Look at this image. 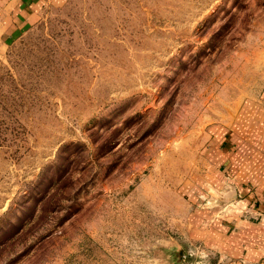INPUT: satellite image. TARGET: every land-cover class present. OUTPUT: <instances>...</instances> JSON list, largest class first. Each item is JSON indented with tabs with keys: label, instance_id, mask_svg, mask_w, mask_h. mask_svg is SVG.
Masks as SVG:
<instances>
[{
	"label": "rangeland",
	"instance_id": "1",
	"mask_svg": "<svg viewBox=\"0 0 264 264\" xmlns=\"http://www.w3.org/2000/svg\"><path fill=\"white\" fill-rule=\"evenodd\" d=\"M260 109L264 0L47 8L0 58V264L211 260L197 198L244 207L211 148Z\"/></svg>",
	"mask_w": 264,
	"mask_h": 264
},
{
	"label": "crops",
	"instance_id": "2",
	"mask_svg": "<svg viewBox=\"0 0 264 264\" xmlns=\"http://www.w3.org/2000/svg\"><path fill=\"white\" fill-rule=\"evenodd\" d=\"M64 2L0 0V58L47 8ZM259 112L258 130L224 134L211 148L217 155L211 166V185L229 187L244 207L241 212H230L213 203L208 209L197 198L201 204L195 212L198 226L190 236L199 248L212 250L211 260L201 264H264V109Z\"/></svg>",
	"mask_w": 264,
	"mask_h": 264
}]
</instances>
